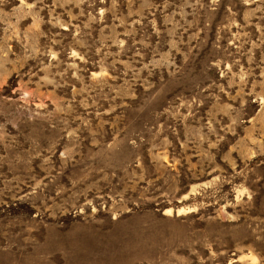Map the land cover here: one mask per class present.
Returning <instances> with one entry per match:
<instances>
[{
  "label": "rangeland",
  "instance_id": "374dc122",
  "mask_svg": "<svg viewBox=\"0 0 264 264\" xmlns=\"http://www.w3.org/2000/svg\"><path fill=\"white\" fill-rule=\"evenodd\" d=\"M0 264H264V0H0Z\"/></svg>",
  "mask_w": 264,
  "mask_h": 264
}]
</instances>
